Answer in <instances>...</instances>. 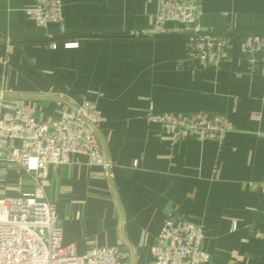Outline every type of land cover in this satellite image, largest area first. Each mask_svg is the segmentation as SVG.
Instances as JSON below:
<instances>
[{"label":"crops","instance_id":"crops-1","mask_svg":"<svg viewBox=\"0 0 264 264\" xmlns=\"http://www.w3.org/2000/svg\"><path fill=\"white\" fill-rule=\"evenodd\" d=\"M61 1L65 34L28 17L35 0H0V93L35 105L42 121L84 101L104 117L111 176L82 154L47 168L64 242L79 255L116 246L123 264H154L165 220L183 213L204 228L208 264H264V77L240 49L244 36L264 35V0L201 1V22L234 40L218 67L191 60L183 32L112 38L152 28L157 0ZM150 108L222 115L234 130L221 146L173 142Z\"/></svg>","mask_w":264,"mask_h":264},{"label":"built area","instance_id":"built-area-1","mask_svg":"<svg viewBox=\"0 0 264 264\" xmlns=\"http://www.w3.org/2000/svg\"><path fill=\"white\" fill-rule=\"evenodd\" d=\"M201 1L157 0L153 27L128 36L186 33L189 58L218 67L229 58L234 40L231 30L219 33L201 22ZM25 11L37 26L55 23L65 34L61 0H35ZM240 49L251 68L264 77V35L244 36ZM36 113L35 105L0 93V176L9 179L11 170L18 174V193H0V264H123L116 246H94L77 254L73 243L64 242L56 204L46 194L48 166L68 164L75 154L87 156L91 166L103 167L111 176L113 164L104 156L97 132L104 121L101 111L96 103L84 101L56 120L42 121ZM147 118L159 124L173 142L196 138L221 146L234 130L229 119L216 114L154 113L150 108ZM204 237L201 224L186 214L170 213L150 248L154 264H208L211 256L201 247Z\"/></svg>","mask_w":264,"mask_h":264},{"label":"rangeland","instance_id":"rangeland-1","mask_svg":"<svg viewBox=\"0 0 264 264\" xmlns=\"http://www.w3.org/2000/svg\"><path fill=\"white\" fill-rule=\"evenodd\" d=\"M7 181V187L5 188L4 185H5V182ZM15 183H16V178H5V177H2L0 176V193H7V194H16L18 191H17V188L15 186Z\"/></svg>","mask_w":264,"mask_h":264},{"label":"water","instance_id":"water-1","mask_svg":"<svg viewBox=\"0 0 264 264\" xmlns=\"http://www.w3.org/2000/svg\"><path fill=\"white\" fill-rule=\"evenodd\" d=\"M114 39L130 38L129 36H113Z\"/></svg>","mask_w":264,"mask_h":264}]
</instances>
